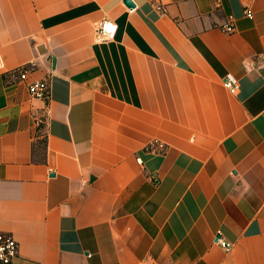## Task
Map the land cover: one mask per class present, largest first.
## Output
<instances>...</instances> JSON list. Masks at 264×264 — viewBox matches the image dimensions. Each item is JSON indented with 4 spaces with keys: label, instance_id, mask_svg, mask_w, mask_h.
<instances>
[{
    "label": "crops",
    "instance_id": "0c3cea01",
    "mask_svg": "<svg viewBox=\"0 0 264 264\" xmlns=\"http://www.w3.org/2000/svg\"><path fill=\"white\" fill-rule=\"evenodd\" d=\"M131 1L0 0L12 264H264V0Z\"/></svg>",
    "mask_w": 264,
    "mask_h": 264
},
{
    "label": "built area",
    "instance_id": "2783aa9c",
    "mask_svg": "<svg viewBox=\"0 0 264 264\" xmlns=\"http://www.w3.org/2000/svg\"><path fill=\"white\" fill-rule=\"evenodd\" d=\"M149 2H155V0H148ZM155 9L160 14H164V8L160 5H156ZM244 14L248 18H252L251 11L248 7H245ZM111 25L112 28L109 30L106 26ZM220 31L225 34H232L235 29L234 25L229 22L222 25ZM117 26L110 20H102L96 27L94 35L97 43H106L112 41L115 38ZM264 57V55H263ZM28 70L26 67H22L17 70L19 78L25 79ZM223 87L233 94L236 89V81L231 76L227 75L223 79ZM27 91L29 95L34 99L47 100L49 98V83L47 80L34 81L27 84ZM214 243L220 246L225 252H229L231 244L227 243L219 235L214 237ZM18 255V244L10 233L0 232V264H12V260Z\"/></svg>",
    "mask_w": 264,
    "mask_h": 264
},
{
    "label": "water",
    "instance_id": "95a60500",
    "mask_svg": "<svg viewBox=\"0 0 264 264\" xmlns=\"http://www.w3.org/2000/svg\"><path fill=\"white\" fill-rule=\"evenodd\" d=\"M123 2L128 8H134V3L131 0H123Z\"/></svg>",
    "mask_w": 264,
    "mask_h": 264
},
{
    "label": "snow or ice",
    "instance_id": "6c2138e0",
    "mask_svg": "<svg viewBox=\"0 0 264 264\" xmlns=\"http://www.w3.org/2000/svg\"><path fill=\"white\" fill-rule=\"evenodd\" d=\"M109 30H111L112 26L111 25H107L106 26Z\"/></svg>",
    "mask_w": 264,
    "mask_h": 264
}]
</instances>
